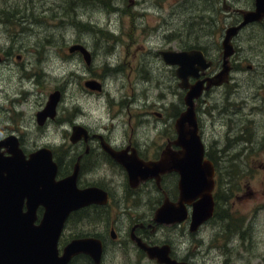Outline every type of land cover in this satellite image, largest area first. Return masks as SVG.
<instances>
[{
    "label": "rangeland",
    "instance_id": "374dc122",
    "mask_svg": "<svg viewBox=\"0 0 264 264\" xmlns=\"http://www.w3.org/2000/svg\"><path fill=\"white\" fill-rule=\"evenodd\" d=\"M247 1L228 3L243 7ZM0 17V139L16 135L27 152L52 145L59 157L69 147L72 120L99 126L106 135L113 124L118 138L131 111L139 115L151 111L148 119L132 122L134 135L150 144V151L164 144L167 134L158 133L157 127L175 121L184 108V92L178 88L176 67L168 66L159 50L198 46L216 64L217 45L231 22L221 0H0ZM236 39L240 70L232 74L234 83L206 97L214 109L205 100L196 104L206 148L217 166V185L222 178L217 216L193 236L186 225H164L152 237L171 244L195 264H264V102L251 100L249 108L247 68L249 60L264 63V32L248 26ZM73 43L95 52L89 68L77 51L69 50ZM92 73L102 83L100 93L84 88ZM263 78L262 74L250 82L260 86ZM56 90L61 92L58 115L40 126L36 113ZM231 90L237 97L228 101L230 106L223 100ZM260 92L264 97V89ZM155 111L163 113L162 121ZM87 174L113 178L115 184L100 180L117 193L108 207L75 214L76 223L69 220L66 232L106 237L113 225L120 237L109 242L107 264H154L138 260L136 246L124 236L135 221L151 222L152 195L146 190L137 198L127 197L124 181L107 167H95ZM236 216L245 218L242 227L236 225Z\"/></svg>",
    "mask_w": 264,
    "mask_h": 264
},
{
    "label": "water",
    "instance_id": "95a60500",
    "mask_svg": "<svg viewBox=\"0 0 264 264\" xmlns=\"http://www.w3.org/2000/svg\"><path fill=\"white\" fill-rule=\"evenodd\" d=\"M264 10V0H256L254 12L243 11L241 24L228 27L222 39L224 61L232 53L231 38L249 20L255 19ZM80 50L88 61L89 52L80 44L72 45L69 50ZM166 63L177 65L176 75L179 85L186 88L184 96L186 108L175 121L177 138L175 143L181 150L171 153L167 148L159 160L123 162L118 154L107 148L113 157L126 168L131 186H136L148 176L160 179L159 174L174 169L179 174L178 202L164 201L155 211L157 223H179L187 218L186 204L191 206L190 231L209 220L214 213L213 190L215 186L213 163L204 158L205 147L198 133V120L195 112V99L204 88L219 84L228 74V67L218 75L206 80L198 78L210 63L199 49L162 51ZM222 78L214 81L218 76ZM86 86L99 88L95 81H87ZM59 92L49 94L44 108L36 113L39 125L47 117L54 115ZM9 152V154H7ZM76 171V169H75ZM57 180L56 164L51 150L39 147L26 155L15 135L0 139V264H67L78 252H87L99 264L101 242L93 237L73 239L59 254L58 238L68 215L89 204H105L107 193L92 186L78 188L76 175ZM25 205V210L23 206ZM43 207V214L37 220V209ZM138 246L145 249L151 258L164 264H188L168 256L169 245L148 246L137 240Z\"/></svg>",
    "mask_w": 264,
    "mask_h": 264
},
{
    "label": "flooded vegetation",
    "instance_id": "af4514ba",
    "mask_svg": "<svg viewBox=\"0 0 264 264\" xmlns=\"http://www.w3.org/2000/svg\"><path fill=\"white\" fill-rule=\"evenodd\" d=\"M221 2L223 5V8L225 10L229 11V13H230L231 22L227 23L228 27L241 24V22L243 20V14H242L243 11L254 12L256 9V0H248L247 4L243 7H235L231 3H228L229 0H221ZM89 25H91V24L88 22V26ZM248 26H249V30L252 27L257 26L260 29H262L264 32V10L255 19L249 20V22L242 25L239 28L237 34H235L231 38L232 53L227 57L226 63L224 61V49H223L222 41L220 43H218V45H217L220 52H219V58H218L216 64L213 63L212 59L206 55V51L201 47L195 46V47H190V48L185 49V50H188L191 48L199 49L200 51H202L206 61L210 63V65L204 69V71L199 75L198 78L190 77L189 78L190 83H194L197 79H203V80H205L203 84H204V86H206V84H207L206 80L208 78L215 76V75H218L221 71H223V69L225 68V64L228 67L227 76L219 84L210 85L209 87L206 86L207 88H204L201 95L197 99H195V110H196V104L199 102V100H202V102H204V100H205V102H207L206 97L210 95L211 91H214L216 89H220L222 87L227 88L228 86H231V84L234 83V81H233L234 77L232 76V74L235 73L234 71L240 70V69H238L239 49H238V45L236 44L237 43L236 38L240 34V32ZM75 44H79V43H75ZM75 44L73 43L72 45H75ZM165 50H173V49L159 50V55L161 56L163 61L166 63V61L163 58V55L161 54V52L165 51ZM180 50H184V49H180ZM76 51L80 54V56H82V60H83L84 64L86 66H88L87 68H89L93 63L95 52L91 49H90V51H88L90 58L87 61L84 58V55L80 50L75 49L74 52H76ZM257 62H260V61H257ZM106 64H108V63H106ZM166 64L170 67L175 66L176 69L178 67L175 64H169V63H166ZM263 64H264L263 61H262V66H261L260 63H259V65L256 63H251L250 60H249V63L247 64V68L249 70V73L251 74V76L249 77V104H250L249 108L251 106H253L252 102H254V100L257 98L259 101L264 102V97L262 96L263 94L260 92L261 89H264V83H262L259 86L258 85L259 83H256L255 85H253L250 82L251 80H254L253 79L254 77L256 80L259 78L261 79L262 74L264 75V70H258L260 68L264 69ZM176 69H175V73H176ZM221 78L222 77L219 75L218 77H216L214 79V81L215 80L219 81ZM87 81H95V84H97L99 86V88H91V87L86 86L85 83ZM179 82H180V79H179ZM84 86H85L84 88L89 93H100L103 90L102 83L100 82L99 79H97L94 76V73H92L91 75H89L85 79ZM178 88H180L182 90V92H184V96H185L187 89L182 88L179 85V83H178ZM56 91L59 92V99H58L57 105L55 107L54 115L52 117H47L44 120V123L40 126H44L46 124V122H48L49 120L55 119L58 115V106H59V103L61 100V92L59 90H56ZM234 91H236V88L234 89ZM234 91L231 90V93L228 92V94L226 96L227 99L223 100L224 103L226 102L227 104H229L231 106V104L228 101L229 100L230 101L235 100V98L237 97L235 95ZM95 95H99V94H95ZM184 96H183V102H184ZM251 100H253V101L251 102ZM207 106L210 107L211 109H214L216 107V105L210 104V102H207ZM233 106H235L233 108L237 109L236 104H233ZM185 108H186V106L184 103V108L175 117L176 119L179 117V115L181 114V112ZM117 112H118V110H116L115 113H117ZM77 113L80 114V110L77 111ZM150 113H151V111H148V113L146 111L142 115H139L138 112H136V111H131L129 114L126 113V115H127L126 120L127 121L124 124L125 130L123 131V134L118 138L114 137V134L116 132H118V129H117V127L114 128L113 124H112L113 129L109 132L108 135H106V133L103 130H101V128L99 126H97V127L91 126L89 123H84L83 120H81V121L72 120V122L70 123V132L68 131V129H66V134L69 132L68 137H67L69 147L67 149H64V155H62L60 157L57 156L56 148L52 145H45L44 146V147H47L51 150L52 159L56 164V177L55 178L57 180L64 179V178H67L68 176H71L72 174H74V171L76 169V171H75L76 185L78 188L82 189V188L95 186V187H98V188L102 189L103 191H105L107 193V197H108L107 202L105 204L92 203V204H89L87 206L81 207V208L71 212L68 215L67 219L65 220L63 229L60 233V236L58 238V242H57V248H58L59 254L63 253L66 245L69 242H71L73 239L93 237L97 240H100V242H101V256L99 258V264H107L105 261V258H106V252H107L108 247H109V242L110 243H116L119 240V237H120L119 233L115 231V227L113 225L110 226V228H109L110 232H108V235L106 237L103 234H96V233H89V232H80V233L78 232L77 233L76 231H73V230H69L68 232H66V227H67L69 220H73V222L76 223V219L73 218L75 214L81 215V214L86 213L87 211H90V210L96 211L97 209H103L105 207H108V205L110 204L111 199L113 198L114 194L117 193L116 189H114L115 187L114 188L112 187L113 188V192H112V191H110V189H108L106 187L107 184H104L101 181V180H105V181L108 180V181H111V183L115 184L113 178L107 179L106 177H103V179L102 178L96 179V177L88 176L87 173L92 171L95 167H98V168L107 167V169L110 170L111 174H115L116 176H120L122 178V180L124 181L125 187L127 189L126 194H127V197H129V198H137V197L141 196L142 194H145L146 190L149 192L150 196L152 195V197L150 199H151V206L153 208V210L151 208L152 213H153V215H152L153 217H151L149 219V220H151V222H147L146 221L147 219H145V218H143V221H140L138 223L135 221L132 224V226L130 227L127 235H124V236H126V242L131 241L136 246L137 256L138 257L140 256V259H138V260H140V261H143V260L151 261L154 264H164L162 262H159L157 258L149 257L147 251L138 246L137 240H140L141 243L148 245V246H153V245L154 246H157V245L161 246V245L169 244V243L157 242V241L153 240V238H154L153 233L157 228H160L164 225L165 226H167V225L172 226L174 228L175 227L181 228V226H184V225L189 227V223L191 222V220H190L191 214L187 215V218L184 219L183 221H181L179 223H175V224H170V225L165 224V223H157L153 219L156 209L165 200L169 201L171 203L178 202V198H179V185H178L179 174L176 171H174V169L169 170V171L167 170V171L159 174V176H160L159 180H157V178L155 176H148L145 180L140 181L136 186H131V184L129 183V177H128V173L126 171V168L124 166V163L128 164L133 160H136L138 162L155 161V160H159L161 158L163 151L166 150L167 148L170 150V152L172 154L176 153L182 149L181 146H179L178 144L175 143V140L177 138V132L175 129L176 119L174 122L173 121H171L169 123L168 122H161V125L158 127H157V124H155V126L157 127V130L161 129L158 133H166L167 136L165 138L164 144H159L154 150L150 151V149L148 147L150 144H147V143L143 144L140 141V139L138 138V136L134 135V127L132 125V122H136V120L139 118H147L148 119ZM154 114H155V116H157L159 118L158 121L163 120V118H164L163 113H161L159 111H155ZM196 114H197V112H196ZM250 116H251V113L249 112V118H250ZM63 119H68V118L63 117L61 120H63ZM112 119H114V118H112ZM197 120H198V115H197ZM162 129H163V131H162ZM198 133H199L201 140L203 141V144L205 147L204 158L210 160L213 163V167H214V171H215L214 178L216 181L217 166H216L215 161L212 159L211 154L208 152V150L206 148V145H205V142L203 139V135L201 133L199 120H198ZM17 139H18L20 147L22 148L23 152L26 155H28L31 151H33V150H31L29 152L25 151L23 149V147L21 146V142L19 140V137H17ZM248 140H249V138H248ZM107 148H109V150L112 151L114 154L116 153L122 159H124L123 160L124 163L122 164L115 157H113V155H111L110 152L107 151ZM7 154H9V152ZM213 158H215V155H213ZM150 199H147V201ZM186 207H187V213H191L190 212L191 206L186 204ZM23 209L25 210V205L23 206ZM42 214H43V207L39 206L37 209V215H38L37 220H39L41 218ZM81 218H84V216H82ZM201 227L202 226H200L196 232H191V236L198 234ZM121 237H122V235H121ZM168 256L173 258V259H176L177 261L187 262L188 264H195V262L192 260V258L190 256H186V255L180 256L171 244H169ZM67 264H95V262L89 253L78 252L69 259Z\"/></svg>",
    "mask_w": 264,
    "mask_h": 264
},
{
    "label": "trees",
    "instance_id": "16d2710c",
    "mask_svg": "<svg viewBox=\"0 0 264 264\" xmlns=\"http://www.w3.org/2000/svg\"><path fill=\"white\" fill-rule=\"evenodd\" d=\"M100 2H102V3H104V0H99ZM4 14H5V12H4ZM22 14V13H21ZM2 20H3V17H0ZM84 26H86V25H84ZM217 180H218V178H217ZM221 185H222V178L220 177V180H219V182H218V185L216 184V190H215V194H214V197H215V203H216V206H215V211H214V215H213V217L212 218H214V217H216L217 216V208H218V204H219V202H220V200H221V197H220V195L218 194V189L221 187ZM236 219L239 221V224L236 222V225H239V227H242L243 226V224H244V220H245V218L244 217H241V216H236ZM238 228H237V226L236 227H234V232L237 230Z\"/></svg>",
    "mask_w": 264,
    "mask_h": 264
},
{
    "label": "bare ground",
    "instance_id": "6f19581e",
    "mask_svg": "<svg viewBox=\"0 0 264 264\" xmlns=\"http://www.w3.org/2000/svg\"><path fill=\"white\" fill-rule=\"evenodd\" d=\"M71 46H72V45H71ZM71 46H70V47H71ZM70 47H69V48H70ZM83 47H84V46H83ZM85 49H86V48H85ZM86 50H87V49H86Z\"/></svg>",
    "mask_w": 264,
    "mask_h": 264
}]
</instances>
